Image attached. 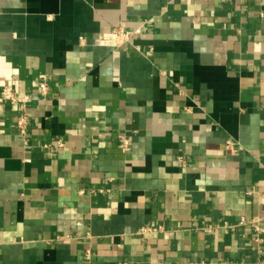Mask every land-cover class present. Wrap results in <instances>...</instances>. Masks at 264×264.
Listing matches in <instances>:
<instances>
[{
  "label": "crops",
  "instance_id": "1",
  "mask_svg": "<svg viewBox=\"0 0 264 264\" xmlns=\"http://www.w3.org/2000/svg\"><path fill=\"white\" fill-rule=\"evenodd\" d=\"M6 85L0 264H264V0H0Z\"/></svg>",
  "mask_w": 264,
  "mask_h": 264
},
{
  "label": "built area",
  "instance_id": "2",
  "mask_svg": "<svg viewBox=\"0 0 264 264\" xmlns=\"http://www.w3.org/2000/svg\"><path fill=\"white\" fill-rule=\"evenodd\" d=\"M134 31L127 30L123 27H118L110 32H107L103 34L100 44L105 46H110L113 48H119L125 43L129 42L132 35H134ZM39 91L40 95L42 97H46L49 94L50 91V82L45 77L39 84ZM31 97L29 95L19 96L17 95L16 88L13 85H6L2 88L0 92V106L5 101H9L12 104H15L18 106L19 109L26 108L27 103L30 101ZM29 122L28 119L24 114H20V116L17 119L16 127L18 128V131L21 135H25L27 132ZM56 145L58 147H63L64 142L63 141H57ZM121 147L124 151L129 150L130 148V141L126 137H121ZM238 225H250L253 228V237L254 240L258 243L263 241L264 237V226L261 225L260 219H241L238 223ZM155 230L151 227H143L141 229V232H149Z\"/></svg>",
  "mask_w": 264,
  "mask_h": 264
}]
</instances>
